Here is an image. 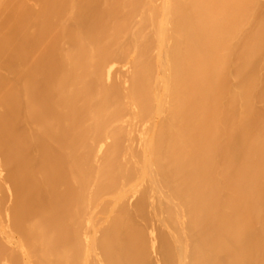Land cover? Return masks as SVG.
I'll return each instance as SVG.
<instances>
[{
	"label": "bare ground",
	"instance_id": "obj_1",
	"mask_svg": "<svg viewBox=\"0 0 264 264\" xmlns=\"http://www.w3.org/2000/svg\"><path fill=\"white\" fill-rule=\"evenodd\" d=\"M0 264H264V0H0Z\"/></svg>",
	"mask_w": 264,
	"mask_h": 264
},
{
	"label": "rangeland",
	"instance_id": "obj_2",
	"mask_svg": "<svg viewBox=\"0 0 264 264\" xmlns=\"http://www.w3.org/2000/svg\"><path fill=\"white\" fill-rule=\"evenodd\" d=\"M136 143H137V142H136ZM136 143H135V145H137ZM146 187H147V186H146ZM146 187H144L143 189H144V190L147 189ZM144 190H142V191L145 193ZM146 191H147V190H146ZM138 195H139V194H138ZM140 195H141V193H140ZM140 195L134 197V199L131 198V199L129 200L128 206L134 208V207L137 205V203H138V201H139V199H140V198H139ZM2 196H3V197H1V198H2L1 209H2V206H5V207H6V206L9 204V202H8V199H9V198H8V196H7V195H5V196L2 195ZM3 198H5V199L7 198L6 201H5V199H4V201H3ZM138 198H139V199H138ZM132 199H133V200H132ZM136 200H137V203H136ZM3 202H4V203H3ZM5 203H6V205H5ZM7 203H8V204H7ZM135 203H136V204H135ZM146 203H147V202H146ZM3 204H4V205H3ZM129 204H130V205H129ZM7 207H8V206H7ZM7 207H6V208H7ZM6 208H5V209L3 208L2 210L5 211ZM151 210H152L151 208H150V210H149L148 206H147V207L145 206V208H144L145 214H147L148 211L151 212ZM97 213H98V212H97ZM154 223H155L154 221H153L152 223H151V221H150V223H149V222H146V223H144V225L146 224V226L149 227V226H151V224H154ZM154 227H157V225H155ZM157 228H158V227H157ZM157 232H158V231H157ZM156 235H157V233H156ZM157 236H158V235H157ZM158 256H159V259L161 260V257H162V256H161V257H160V255H158ZM3 258H4V257H3ZM3 258H2V259H3Z\"/></svg>",
	"mask_w": 264,
	"mask_h": 264
}]
</instances>
